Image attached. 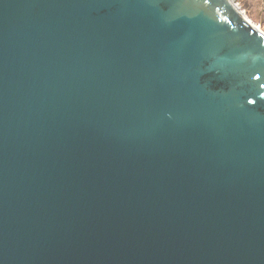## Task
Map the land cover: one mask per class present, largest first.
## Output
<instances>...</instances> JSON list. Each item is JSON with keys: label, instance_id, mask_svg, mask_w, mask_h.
<instances>
[{"label": "water", "instance_id": "1", "mask_svg": "<svg viewBox=\"0 0 264 264\" xmlns=\"http://www.w3.org/2000/svg\"><path fill=\"white\" fill-rule=\"evenodd\" d=\"M0 264H264V32L231 0H0Z\"/></svg>", "mask_w": 264, "mask_h": 264}, {"label": "rangeland", "instance_id": "2", "mask_svg": "<svg viewBox=\"0 0 264 264\" xmlns=\"http://www.w3.org/2000/svg\"><path fill=\"white\" fill-rule=\"evenodd\" d=\"M238 6L239 11L248 18L252 24L259 27V30L264 32L262 28V17L264 12V0H233Z\"/></svg>", "mask_w": 264, "mask_h": 264}, {"label": "bare ground", "instance_id": "3", "mask_svg": "<svg viewBox=\"0 0 264 264\" xmlns=\"http://www.w3.org/2000/svg\"><path fill=\"white\" fill-rule=\"evenodd\" d=\"M235 8L239 11V8H238V6H236L235 5ZM240 12V11H239ZM250 23H251V21L248 19V18H246ZM255 25V24H254ZM256 26V25H255ZM258 29H259V27L258 26H256Z\"/></svg>", "mask_w": 264, "mask_h": 264}, {"label": "crops", "instance_id": "4", "mask_svg": "<svg viewBox=\"0 0 264 264\" xmlns=\"http://www.w3.org/2000/svg\"><path fill=\"white\" fill-rule=\"evenodd\" d=\"M262 28L264 30V12H263V17H262Z\"/></svg>", "mask_w": 264, "mask_h": 264}, {"label": "built area", "instance_id": "5", "mask_svg": "<svg viewBox=\"0 0 264 264\" xmlns=\"http://www.w3.org/2000/svg\"><path fill=\"white\" fill-rule=\"evenodd\" d=\"M232 1V3L234 4V2H233V0H231ZM236 4H234V6H235Z\"/></svg>", "mask_w": 264, "mask_h": 264}]
</instances>
